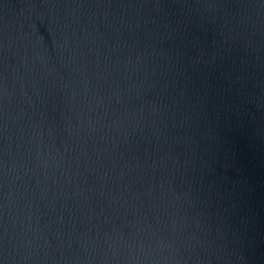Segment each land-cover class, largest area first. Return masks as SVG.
<instances>
[{
	"label": "water",
	"instance_id": "water-1",
	"mask_svg": "<svg viewBox=\"0 0 264 264\" xmlns=\"http://www.w3.org/2000/svg\"><path fill=\"white\" fill-rule=\"evenodd\" d=\"M0 264H264V0H0Z\"/></svg>",
	"mask_w": 264,
	"mask_h": 264
}]
</instances>
